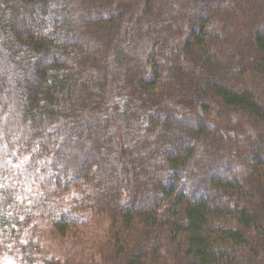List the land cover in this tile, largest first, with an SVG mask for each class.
<instances>
[{"label": "trees", "instance_id": "16d2710c", "mask_svg": "<svg viewBox=\"0 0 264 264\" xmlns=\"http://www.w3.org/2000/svg\"><path fill=\"white\" fill-rule=\"evenodd\" d=\"M260 24L264 0H0L1 243L21 264H264ZM38 222L80 250L20 239Z\"/></svg>", "mask_w": 264, "mask_h": 264}, {"label": "rangeland", "instance_id": "374dc122", "mask_svg": "<svg viewBox=\"0 0 264 264\" xmlns=\"http://www.w3.org/2000/svg\"><path fill=\"white\" fill-rule=\"evenodd\" d=\"M259 10H263V5L262 6H259L258 8ZM207 11H202V14H206ZM135 21V18L133 19ZM131 21L130 22V32L132 30V32L135 30L134 29V21ZM167 23L165 22L164 24H162V28H167ZM261 26V27H260ZM260 26L258 25V27L260 28H263L264 30V24H260ZM161 29V27H160ZM259 29V28H258ZM133 37V36H132ZM136 39L137 38H140L139 36L138 37H135ZM186 59H182V62H185ZM161 62L160 63H164V61L160 60ZM187 61V60H186ZM115 66H119V63L121 62V58H115L113 60ZM3 75V72L0 71V76ZM218 76L219 73H218ZM233 73H230L228 75L225 76V78L228 79V81L231 83L230 85L231 86H236L235 85V82H236V79L233 77ZM213 77V76H212ZM8 78V77H7ZM149 78V76H148ZM17 87L20 88V86H18L17 84ZM262 99V97H260ZM259 98V100H260ZM261 107H264V102L261 101L260 103ZM180 116H177L176 117V120L178 121V119L180 120L179 118ZM232 117H235L236 119H233L234 121H239L238 120V115L236 116H232ZM205 120L208 122V124L211 126V127H214L216 126L217 122L215 119H213L212 117H209L207 116L205 118ZM187 121V120H186ZM184 121V122H186ZM182 122V123H184ZM189 123V121L186 122V124ZM236 123V122H235ZM247 129V128H246ZM240 133L237 131V130H234V132H232V136H238ZM242 136L244 137L243 133H242ZM73 139V138H72ZM77 139V138H75ZM228 141H232L231 137H229L227 139ZM95 150V149H94ZM74 159H76L75 161L77 165H80L79 163L81 162V158H78L77 155L74 157ZM100 161L102 162V159H100ZM20 162V161H19ZM17 162V163H19ZM26 160L23 159V163L24 164H21L19 167V170H21V173L24 174V178L22 177L23 181L28 185V184H34V185H42V181H40V175L42 174L41 172H39V168L36 167V170L38 171L36 173V177H35V167L32 166V167H25V165H27V163H25ZM105 162V161H104ZM22 163V162H20ZM84 163V161H83ZM25 172V173H24ZM222 174V173H221ZM43 175V174H42ZM237 178V177H236ZM243 183L245 184V186H249L248 185V182H244ZM24 185V184H23ZM25 186V185H24ZM25 188L27 189V187L25 186ZM24 189L26 191V193H28V191ZM68 194V198L67 199H62L63 196L61 197H53L54 199L52 200H42L40 201V203H37V202H31L30 203V206L35 209L36 207H43L45 209H43L45 211L44 213V217H50V215H53L57 209H59V205L61 202H64V203H67L69 200V197L74 195V190H68L67 192ZM30 210H32L30 207H29ZM38 215V214H37ZM39 216V215H38ZM40 217V216H39ZM108 218H105L104 215H96V214H88L87 216H85V221H84V225H88V227H90L89 225H91V230H92V234L93 236H95L94 234H96V232H99L100 231H105L109 226V222L107 220ZM47 222H45L44 224H46ZM86 223V224H85ZM45 227L44 225L41 224V222H38L37 225L35 227H32V228H26L28 229L27 230V233L24 234V232L21 234V238L23 236H25L26 238H29V237H32L34 238V240H38L41 244V249L43 251L46 250L47 247H49V249H51L52 251H54V254L58 255V257H61V258H65L67 255L70 256L72 255L75 251H79L80 249H76L74 248V245L72 244L73 242H69V241H63V240H58V241H54L53 240V237L50 236L49 232H47V230H45ZM85 227V226H84ZM93 228V229H92ZM88 232V230H87ZM24 234V235H23ZM1 232H0V264H21V259L20 256H18V254L15 253V251H12L10 249H8V247L6 245H4L3 243H1ZM92 236V235H91ZM37 241V242H38ZM46 247V248H45ZM51 251V252H52ZM19 260V261H18Z\"/></svg>", "mask_w": 264, "mask_h": 264}]
</instances>
